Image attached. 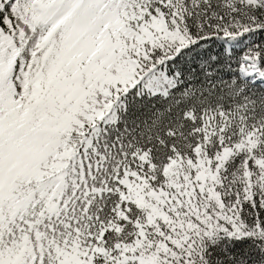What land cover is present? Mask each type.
Here are the masks:
<instances>
[{
    "label": "snow or ice",
    "instance_id": "snow-or-ice-1",
    "mask_svg": "<svg viewBox=\"0 0 264 264\" xmlns=\"http://www.w3.org/2000/svg\"><path fill=\"white\" fill-rule=\"evenodd\" d=\"M0 264H264V0H0Z\"/></svg>",
    "mask_w": 264,
    "mask_h": 264
}]
</instances>
